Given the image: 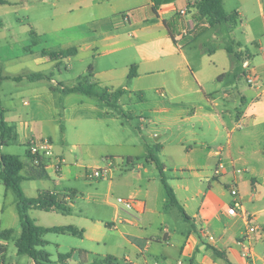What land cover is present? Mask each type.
<instances>
[{"label":"crops","instance_id":"1","mask_svg":"<svg viewBox=\"0 0 264 264\" xmlns=\"http://www.w3.org/2000/svg\"><path fill=\"white\" fill-rule=\"evenodd\" d=\"M201 1L160 0L157 5L155 0H11L0 5L15 12L54 7L48 22L43 21L48 24L43 35L52 34L49 46L31 31L36 44L0 60V107L10 127L0 153L13 143L25 146L24 158L18 155L24 162L25 195L36 198L51 191L66 200L70 213L36 208L29 213L38 225H71L83 231L75 236L92 244L79 248L83 264L93 257L121 259L115 252L94 250L102 244L122 246L125 264H173L175 259L176 264H264V2L235 0L229 13L223 0L226 15L236 18L216 23L207 17L197 19ZM251 8L253 15L247 14ZM0 27H5L1 19ZM71 47L78 48L77 54L61 60L44 53ZM245 58L257 75L254 85L241 75L247 72ZM74 60L84 63L77 78L86 76V83L110 92L125 91L116 106L84 92H63L64 87L79 84L67 86L55 79L54 72L52 79L33 81L27 76L47 73L63 62L72 66ZM132 68L136 75L129 78ZM7 82H14L13 91L6 88ZM30 136L53 141V157L41 159L45 177L31 178L38 160L27 148ZM150 140L154 141L150 147H159L156 156L189 220L177 215L173 222L171 208L178 207L169 200L159 167L148 158ZM108 153H117L121 165L116 170L112 162L108 178L90 181L87 169L99 157L106 160ZM58 161L57 174L53 164ZM220 164L222 171L216 173ZM167 172H191L206 179L207 185L183 199L179 190L185 195L190 185L181 183L182 175L168 178ZM224 178L230 180L227 185L239 188L243 208L237 215L228 213L230 194L219 191ZM104 180L105 195L100 191ZM115 197H132L135 206H120ZM195 197H201V205L190 214L186 206ZM216 198L222 203L212 208ZM77 199H83V205ZM17 202L13 199L10 208L18 218L15 223L20 222ZM5 214L3 208L0 230L15 232L8 214L4 222ZM247 218L261 229L253 260L241 252ZM207 232L215 239H208ZM13 235L0 239L4 250L0 264H5L3 256ZM27 264L35 263L30 258Z\"/></svg>","mask_w":264,"mask_h":264},{"label":"rangeland","instance_id":"2","mask_svg":"<svg viewBox=\"0 0 264 264\" xmlns=\"http://www.w3.org/2000/svg\"><path fill=\"white\" fill-rule=\"evenodd\" d=\"M226 10L227 12H231L232 7L236 4L235 0H226ZM256 10H258V8H255ZM54 10V7L51 4H48L47 6H44L43 9H39V8H34L31 11H26L24 9H19L17 12L14 11L13 8H10L8 6H0V19L4 21L5 23V27L2 28L0 27V60L4 61V58L6 56H8L9 54L14 53V55H18L19 53L22 52L23 48L27 45H30L32 43V36H34L35 34L32 33L31 31H34L35 33L37 32L38 34H40L42 36V41H43V45L45 47L49 46L51 44V40H52V34L51 33H47L45 35H43V28H46V26H48V24H46L45 22H48L47 20H49L52 16V12ZM257 12V11H256ZM247 14L249 15H253L254 14V9H249L247 10ZM54 16V15H53ZM259 20H261L260 18H258ZM41 21V23H40ZM45 21V22H43ZM238 35L240 36V39L242 41V43L244 44L246 41L243 40V35L241 34V31L238 32ZM47 41V42H46ZM13 55V54H12ZM228 57V55H226ZM69 62H63L61 64L60 67L56 68V69H50L49 71H47L46 74H51V72H54L55 74L53 76H55V79L57 81H63V84L67 85V86H71L73 84H85L87 82V78L86 76H83L81 79L77 78L84 69V63L81 62L80 60H74L72 66H69ZM88 75V72L85 74ZM47 79V78H46ZM46 82L49 83L48 80H46ZM6 88L9 89L10 91H13V85L14 82H7L6 84ZM253 85V84H251ZM4 94V93H2ZM18 97H16L17 99ZM2 140V135L0 136V141ZM151 145H154V141L150 140L149 141ZM28 148V145H27ZM151 148H156L155 147H151ZM2 152L5 153H13L16 155L21 156V158H24V156L26 155V147L25 146H19L18 144H11L8 146L3 147ZM108 158L105 160L106 157H99V161L95 162V163H91L93 164L91 167H89L88 169H92L94 167H104L107 165V163H112L114 165V167H118V165H121V163L119 162L118 159H116L114 154L117 153H108ZM161 160H165V157L163 159V157H161ZM97 165V166H94ZM117 170V168H116ZM118 173V172H117ZM175 175H182L183 177V182L181 183H185V184H189L190 185V190L189 192H186V194L184 195V191L183 190H179V194L180 196L184 199L187 194L191 195L192 191H197L199 189V187H204L207 185V180L206 179H197L194 177V174L191 172H167V176L169 178L173 177ZM90 181H95L97 178H88ZM230 181L228 178H224L221 179V183L222 186L221 188H219V191H223V189L226 191V193H228V195L230 194L231 197V201L230 204L233 203V196L231 195V187L230 185H227L225 182ZM94 185L97 183H93ZM174 186V185H173ZM234 187L236 189L239 190V188L234 185ZM64 190V189H63ZM100 191L105 195L108 191V180H104L101 185H100ZM117 196V195H116ZM17 193L14 190H8L7 187L3 184L0 183V213L2 212V209L6 208V213L8 214V222L9 224H11V227H13L15 229L14 235L12 240L8 243V245L6 246V251H5V255L3 256L4 262L5 264H27V261L30 259L29 256L27 255H21L18 253L17 247H16V241L17 239L20 237L21 232H22V226L21 223L18 221L15 223L17 216H13L12 214H10V208H11V202L13 201H17ZM222 199H225L224 197H222ZM114 201L117 202V197L114 198ZM78 204L83 205L84 200L83 199H77ZM221 199H217L214 200L213 202V207L215 208L216 204H221ZM120 206H123L122 204L118 203ZM185 205V203H183ZM91 205H93L92 202H90V204H88V207H90ZM201 205V197H195L193 200L189 201V205L186 206L187 211L190 214H193L195 211L198 210V208ZM7 209L8 212H7ZM16 210V208H15ZM171 210L173 211V222L175 221V218L177 217V215H179L180 217H182V220L185 219L183 214L180 212V210L178 211V209L176 207L171 208ZM41 212V211H39ZM92 212V211H91ZM7 214H5L4 216V222L6 221V217ZM17 214V211H16ZM91 214V213H90ZM93 214V213H92ZM93 216V215H92ZM41 224H44V221H42V219H40ZM50 220L52 221V223H54L55 225H58L56 222L57 219H53L50 218ZM185 221V220H183ZM44 239L48 241V244L46 245L45 249L50 253V259H51V264H83L82 263V257L80 255V249L82 247L85 248H91L92 244L86 240L84 242L81 241V238H79L78 236L72 235V234H57V233H47L44 235ZM123 249L122 246L119 248H111V247H106L105 244H102L101 247H96L94 250H96L97 252H100L102 254H107L109 252H115V254H118L121 256V259L119 258V262L121 264H125V260L123 259ZM4 250L0 248V254H2ZM71 255L70 261L69 263H64L61 259H60V255ZM69 257V256H68ZM78 261H80L78 263ZM93 261H100V259L98 257H93L90 261V263H92ZM173 262V264H176V259L171 260ZM89 263V264H90Z\"/></svg>","mask_w":264,"mask_h":264},{"label":"trees","instance_id":"3","mask_svg":"<svg viewBox=\"0 0 264 264\" xmlns=\"http://www.w3.org/2000/svg\"><path fill=\"white\" fill-rule=\"evenodd\" d=\"M11 0H0V5L9 4ZM156 4H160V0H155ZM197 19L201 20L203 18H210L212 22L222 23L229 20L235 19L236 16L228 17L223 8V0H203L198 6ZM37 41L33 38L32 45L36 44ZM230 53H234L233 48L230 45L227 46ZM78 48L71 47L67 49H61L58 51H45L44 53L48 55L52 60H61L69 56L77 54ZM136 75V70L131 69L129 78ZM30 80L36 81L40 79H52V74H46L44 72H33L27 75ZM63 92H84L87 94L97 96L101 101L107 104L116 106V101L125 92L124 90H118L115 92H110L109 89L99 87L94 83L79 84L74 87H64ZM10 130L8 126L2 108L0 107V131L2 133L1 145L5 143L7 138V132ZM159 147L149 148L148 158L153 160L159 167L161 172L166 190L169 196V200L172 204H175L180 212L183 214L186 220L190 217L187 214L184 206L179 202L177 195L167 180L165 175V166L159 162L156 152ZM38 159V170L36 174L31 175V178H41L46 176V165ZM24 169V162L18 155L0 153V182H2L7 187H12L17 193L18 202L17 207L20 216V222L22 226V232L20 237L16 241V247L18 253L21 255L29 256L35 264H51L50 253L45 249L48 241L43 238L44 234L53 233H71L74 235H81L83 231H79L74 226H51L44 227L38 225L36 221L30 216L29 211L32 208L42 209L46 211L58 210L65 214L71 212V208L67 205L65 199L55 196L51 191H44L36 198H29L25 195L22 188L21 182L25 178L22 175ZM14 233L13 229H3L0 230V239L9 240ZM218 252V251H217ZM70 256L60 255V259L63 261L65 258ZM91 264H121L118 259L112 255L107 256L100 261H93Z\"/></svg>","mask_w":264,"mask_h":264},{"label":"built area","instance_id":"4","mask_svg":"<svg viewBox=\"0 0 264 264\" xmlns=\"http://www.w3.org/2000/svg\"><path fill=\"white\" fill-rule=\"evenodd\" d=\"M264 2V0H261ZM182 14L186 13V9L181 10ZM245 68L247 69L246 73H241L242 76H245L247 81L251 84H255L257 80V75L252 72L251 64L249 60L245 58L244 60ZM27 145L30 153L34 155V157L38 159H47L50 160L54 155V147L53 141L49 137H38V136H30L27 140ZM50 164V162H48ZM56 173H60L61 162L58 161L53 164ZM223 165H219L216 168V173H220L222 171ZM111 172V163H107L104 167H94L91 170L87 169V177L88 178H97V179H105L108 178ZM231 195L233 196V203L228 207V213L232 215H237L238 211L243 208L241 199L239 198V190L234 186L231 187ZM118 203L122 204L125 208L130 209L135 206L136 199L132 197H118ZM247 216V215H246ZM248 226H247V235L240 241V245L242 247L241 252L243 257L249 260H253L255 256V249L257 245L258 236L261 232L260 227L257 224H253L250 222V219L247 218ZM206 237L210 240H214L215 237L211 235L209 232L206 233ZM256 257V256H255ZM261 260L264 262V253L261 256Z\"/></svg>","mask_w":264,"mask_h":264}]
</instances>
